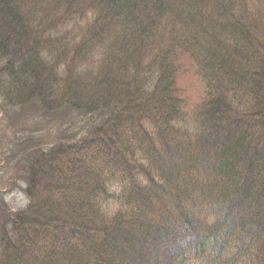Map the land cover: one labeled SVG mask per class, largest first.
Segmentation results:
<instances>
[{
    "label": "trees",
    "instance_id": "16d2710c",
    "mask_svg": "<svg viewBox=\"0 0 264 264\" xmlns=\"http://www.w3.org/2000/svg\"><path fill=\"white\" fill-rule=\"evenodd\" d=\"M0 104V264H264V0H0Z\"/></svg>",
    "mask_w": 264,
    "mask_h": 264
},
{
    "label": "rangeland",
    "instance_id": "374dc122",
    "mask_svg": "<svg viewBox=\"0 0 264 264\" xmlns=\"http://www.w3.org/2000/svg\"><path fill=\"white\" fill-rule=\"evenodd\" d=\"M185 84L188 87V94H190V99H189V106H194V103L197 102L198 96L200 92L202 91V87L198 86L196 81L198 79L193 76H187V80L185 79ZM187 81V82H186ZM1 105V104H0ZM3 112L0 111V139L5 141L7 143L9 141V137L11 134H14L12 127L10 125L7 126L8 120L5 119V116L3 115ZM13 120V119H12ZM7 122V123H6ZM39 122L41 125V128L39 126ZM14 123V121H13ZM20 119L16 121V124L19 126L20 125ZM30 126L33 128L36 127V129H40V136L41 134L46 130L52 136L47 135L48 141H52V139L56 138V133L59 130V127L53 123V120L51 121H46L45 119L39 120V118H30ZM77 127V126H76ZM19 129V127H17ZM4 136V138H3ZM6 152V148L0 145V194H5L6 195V200L9 202L11 205L14 206L15 209H20L25 207L28 204V200L26 195L20 191L16 190L13 185H10L8 182H10L11 178L15 175L17 169L12 167L13 161L8 160V164L6 163L5 155L4 153ZM12 153L8 154V157H10ZM23 169H21L22 171ZM20 171L21 175L22 172ZM18 176V175H17ZM8 183V184H7ZM188 264H206L204 262H191ZM208 264V263H207ZM210 264V263H209Z\"/></svg>",
    "mask_w": 264,
    "mask_h": 264
}]
</instances>
